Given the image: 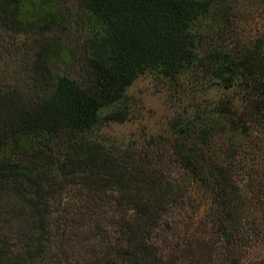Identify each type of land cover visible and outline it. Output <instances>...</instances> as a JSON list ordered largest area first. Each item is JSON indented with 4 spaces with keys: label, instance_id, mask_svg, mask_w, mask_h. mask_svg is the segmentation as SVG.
I'll return each mask as SVG.
<instances>
[{
    "label": "trees",
    "instance_id": "trees-1",
    "mask_svg": "<svg viewBox=\"0 0 264 264\" xmlns=\"http://www.w3.org/2000/svg\"><path fill=\"white\" fill-rule=\"evenodd\" d=\"M67 2L0 0V27L50 34L48 59L67 67L48 88L37 68L25 96H0V264L53 257L56 211L77 179L88 191L87 231L104 249L81 264H264V181L240 141L264 131V0H75L86 13L84 54L60 42L79 27ZM203 17L208 33L197 38L192 25ZM196 64L232 95L170 150L115 152L79 136L147 69L176 78Z\"/></svg>",
    "mask_w": 264,
    "mask_h": 264
},
{
    "label": "rangeland",
    "instance_id": "rangeland-1",
    "mask_svg": "<svg viewBox=\"0 0 264 264\" xmlns=\"http://www.w3.org/2000/svg\"><path fill=\"white\" fill-rule=\"evenodd\" d=\"M67 1L73 5L79 27L74 25L70 31L58 33L60 42L64 45V41L68 45L72 42L73 51L84 54L83 42L88 36L80 26L86 13L74 7L75 0ZM207 24L206 17L194 22L192 31L197 38L208 33ZM94 29L95 32L103 31L99 25ZM69 32H72L70 35L72 40L66 35ZM50 40V34L35 36L11 33L0 27V96H10L15 92L25 96V85L35 75L37 68L45 71L46 88L52 84L51 77L54 72L62 74L66 71L67 67L62 58L58 56L54 57V60L48 59L46 46ZM207 47L208 44L203 42L199 52ZM40 59L43 60L42 63L38 62ZM195 66L196 70L185 71L176 78H170L160 68L147 69L126 87L117 102L102 108L92 128L79 136L92 144V147L100 145L115 152L125 149L139 152L152 149L151 147L170 150L174 140L179 138L186 128L192 134L194 130H199V127H207L215 118L212 105L232 95L216 84L218 80L210 71L206 72L200 67L203 65ZM69 73L73 77L77 76L73 71ZM116 111L125 112L126 118L123 121L105 119L107 114ZM218 125L223 126L221 123ZM252 137H255L254 146L251 142ZM240 141L246 151L244 162L247 166L250 165L248 152L252 148L258 179L264 181L261 173L264 170V131H254L250 137H242ZM67 188L61 195L59 209L56 211L57 222L60 225L54 237L52 247L54 255L52 254L51 258L47 257L44 264L94 262L104 252L101 240L89 233L86 228L88 221L90 224L92 222L84 206V200L87 198L85 194L87 195L88 191L78 179ZM74 215L77 219L81 216L75 223L71 218ZM21 219L11 220L9 226L17 229L24 223Z\"/></svg>",
    "mask_w": 264,
    "mask_h": 264
}]
</instances>
